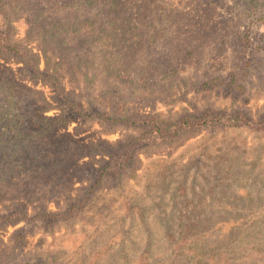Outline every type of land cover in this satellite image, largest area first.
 I'll return each mask as SVG.
<instances>
[{
    "label": "rangeland",
    "instance_id": "374dc122",
    "mask_svg": "<svg viewBox=\"0 0 264 264\" xmlns=\"http://www.w3.org/2000/svg\"><path fill=\"white\" fill-rule=\"evenodd\" d=\"M252 1L111 0L108 17L98 3L76 0L56 17L48 0H3L0 29L37 55L44 77L2 54L0 74L22 88L34 114L67 120L33 137L39 124L26 117L21 155L0 164V214L30 216L0 227V264H196L189 236L205 229L236 250L231 264H264L262 133L205 127L157 143L141 139L143 123L116 120L209 109L264 118V19L247 14ZM257 2L262 10L264 0ZM93 14L85 33L81 21ZM47 76L94 114L72 110ZM121 145L135 152L132 163L91 188L109 150ZM79 200L84 205L69 213ZM230 215L240 224L225 238L217 217Z\"/></svg>",
    "mask_w": 264,
    "mask_h": 264
},
{
    "label": "trees",
    "instance_id": "16d2710c",
    "mask_svg": "<svg viewBox=\"0 0 264 264\" xmlns=\"http://www.w3.org/2000/svg\"><path fill=\"white\" fill-rule=\"evenodd\" d=\"M76 0H64L62 4L59 0H48L51 6L46 10L47 13L56 14V17H60V12L64 11L68 6L74 3ZM88 3V6H92L98 3L96 10L101 9L103 16L108 17L114 15L115 10L111 5V0H83ZM252 5L247 14L260 13L259 18L264 19V8L262 10H256L255 4L257 0L252 1ZM3 0H0V7L2 8ZM82 1L74 6L75 11H68V16L65 19L66 26L61 30L63 41H66V34L71 31L74 26L75 18L71 17L76 13ZM66 11V10H65ZM92 11V10H91ZM96 14L86 16L81 21V27L85 28V33L89 32L96 21ZM50 18L52 16H49ZM69 36V35H68ZM248 40V35H246ZM244 36V37H245ZM0 54L5 56H15L21 60L26 66L30 68L32 74L35 76L44 77L42 71L39 68L38 57L34 54L27 45H23L18 41L12 39V35L8 29H0ZM50 81H53L54 87L58 92V96L61 100L66 101L72 110L77 111L84 118L92 116L94 113L85 112L81 103L69 99L66 95H63L60 81L55 76H47ZM231 81H234V75L231 77ZM32 104L27 103L25 100V94L21 87H18L12 80L6 78L0 74V164L3 166H11L16 163L15 157L21 155L19 141L22 137H25L24 129L26 125H29L26 117H31L33 122H37L39 125L31 130L33 137H39L49 133L56 125L61 121L67 120L64 116L50 117L47 115H36L32 112ZM26 118V119H25ZM117 121L124 122L126 124L143 123L146 126V130L141 135V139L151 140L153 139L157 143L166 142L171 143L179 135L188 130H199L205 127H221L227 129L229 126L246 125L252 131H257L264 135V118L256 121L247 112L243 110H237L234 113H225L217 110H206L203 113L197 115L195 113H182L174 119H167L162 114H153L149 117L138 118L137 115L130 114L129 116L118 118ZM24 145V144H21ZM110 158L106 160L105 164L101 166L95 175L94 182L91 188L100 184L106 176L112 175L119 178L122 175V170L127 168L135 158V152H133L129 146L121 145L119 148H113L108 152ZM13 159V160H12ZM34 160V157L31 159ZM162 160V159H161ZM11 161V164L10 162ZM84 205L83 200L73 202L70 207L69 213H75ZM25 211H13L8 214H0V227L5 222H10L17 219H29L30 216L25 214ZM54 215V214H51ZM217 230L218 233L227 238L235 235V232L240 224V217L237 216H220L217 217ZM189 224V223H188ZM190 229V225H189ZM193 235V234H192ZM190 234L192 241L190 242L188 252L190 257L196 264H203V262H210L213 264H231V260L236 258V250H230L231 247H224L219 240H217V233H212L209 229H205L201 232H197L196 236ZM122 242V240H121ZM109 249V246H105ZM254 248H259L258 244H253ZM229 250V251H228ZM150 249L146 250V254H149ZM260 252L257 254V256ZM143 264H149L144 262Z\"/></svg>",
    "mask_w": 264,
    "mask_h": 264
}]
</instances>
